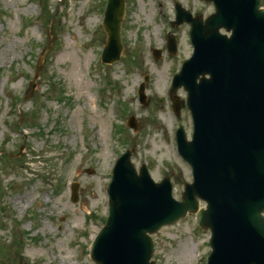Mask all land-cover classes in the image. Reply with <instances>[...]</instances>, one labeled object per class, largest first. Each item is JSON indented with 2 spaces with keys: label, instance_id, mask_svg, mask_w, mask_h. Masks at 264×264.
Returning <instances> with one entry per match:
<instances>
[{
  "label": "rangeland",
  "instance_id": "374dc122",
  "mask_svg": "<svg viewBox=\"0 0 264 264\" xmlns=\"http://www.w3.org/2000/svg\"><path fill=\"white\" fill-rule=\"evenodd\" d=\"M42 1L0 0V264H99L90 246L107 217L106 185L123 151L133 149L135 166L146 162L156 181L169 175L177 198L192 180L176 150V130L183 125L191 138L192 117L185 104L180 116L173 112L169 90L193 46L190 25L171 23L177 2L204 17L215 6L125 0L123 51L108 64L100 60L106 0ZM169 34L177 41L174 54ZM146 75L143 105L138 87ZM176 95L184 102L187 92L181 87ZM130 115L136 130L126 126ZM153 236L157 264H206L210 231L195 214Z\"/></svg>",
  "mask_w": 264,
  "mask_h": 264
},
{
  "label": "water",
  "instance_id": "95a60500",
  "mask_svg": "<svg viewBox=\"0 0 264 264\" xmlns=\"http://www.w3.org/2000/svg\"><path fill=\"white\" fill-rule=\"evenodd\" d=\"M211 1L216 12L207 19L178 4L174 22L191 23L195 47L173 84V92L181 85L189 92L194 136L188 141L181 128L178 141L194 182L177 201L169 177L156 183L146 165L137 173L131 151L122 155L109 184L110 214L91 250L101 264H156L149 261L148 232L188 211H197L199 224L212 230L208 264H264V8L261 0ZM124 14L125 0L108 1L106 62L120 59ZM169 51H176L173 36ZM141 96L145 102L143 89ZM175 107L180 109L179 101ZM130 125L137 127L134 117ZM72 189L77 201L78 184ZM198 198L207 209L199 208Z\"/></svg>",
  "mask_w": 264,
  "mask_h": 264
},
{
  "label": "bare ground",
  "instance_id": "6f19581e",
  "mask_svg": "<svg viewBox=\"0 0 264 264\" xmlns=\"http://www.w3.org/2000/svg\"><path fill=\"white\" fill-rule=\"evenodd\" d=\"M19 200H20V199H16V201H15V202H16V203H19Z\"/></svg>",
  "mask_w": 264,
  "mask_h": 264
}]
</instances>
